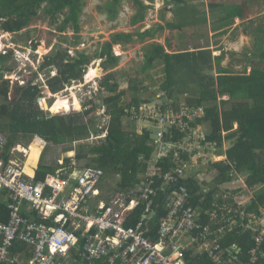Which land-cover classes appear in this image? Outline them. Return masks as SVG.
Returning a JSON list of instances; mask_svg holds the SVG:
<instances>
[{
  "label": "trees",
  "instance_id": "trees-1",
  "mask_svg": "<svg viewBox=\"0 0 264 264\" xmlns=\"http://www.w3.org/2000/svg\"><path fill=\"white\" fill-rule=\"evenodd\" d=\"M122 1L112 0L106 5L109 13L115 18L119 14ZM134 1L142 11L133 20L132 26L141 23L145 17L143 12L149 9L141 1ZM194 1L204 2V0H166V4L180 3L183 6H189ZM79 3V0H0V30L5 33L18 34L35 22L42 20L54 27L53 30L60 34L71 30L75 34L73 39L76 42L73 44H77L81 38L79 35L81 31ZM246 8L241 4L231 8L223 17H218L211 27L213 33L225 34L226 29L234 24L235 18H244ZM196 9L197 7H191L190 10H185L188 12L183 16L187 17L186 22L192 24L203 19L204 14L201 13V10ZM196 12L199 14H195ZM180 25L186 26L187 24L182 19ZM257 31L264 35V27ZM30 33L31 30L24 31L28 39L27 42H31L32 49L35 50L36 44L30 38ZM154 36L152 30L112 34L110 40L100 47V51L98 49L93 60L102 61L104 70L114 72L121 61V57L114 54V46L142 42L146 38L153 39ZM149 44L144 50V64L146 68L150 69L161 66V63L165 65L169 80L166 81L164 88L168 92V96H172L176 78L180 83L182 79H186L185 91L189 90V86H192L194 87L193 95L197 97L191 99L189 104L204 106L206 115L201 121L202 125L204 124V130L200 131L202 137L198 139L200 149L205 150L208 143H216V153L222 154L224 138L220 131L222 129L227 131L224 140L230 141V148L226 150V155L228 160L236 162L235 169L242 175L246 190L244 188L230 189L228 184L236 177L231 176L230 167L224 166L222 163L209 166L210 171L207 170V175L216 173L210 183L203 182L207 184L209 190H202L200 181L196 177L183 180L180 185L186 186L194 194L196 198L194 202L202 201L204 207H210L213 200H217L221 194L231 193L234 196H241L245 192L250 195V202L241 208L242 213L247 215L252 211L256 212L258 206L264 208V69L258 63L254 65L257 56L264 60V48L259 50V55L253 54V52H250L249 56L245 54L246 65L235 70L231 61L227 65H222L227 54L224 49H220L218 56H212V52L208 49L168 55L164 45ZM85 55V51H76V57L72 58L61 45H54L51 55L45 57L39 67V71L41 73L46 71L47 76L55 72L56 77L47 81V86L53 94L64 90L72 82L82 81L85 73L83 67L90 65V61ZM229 56H234V52H231ZM10 60L11 56L6 57L0 54V99H2L0 102V132L8 133L7 150H10L23 136L30 139L32 135H37L53 146L72 144L73 141L90 137L92 127L96 125L94 117L86 121V112L57 114L80 109L73 105L75 104L73 101L67 103L69 97H64L61 100L63 102L55 99L50 106L44 100L45 109L50 110L53 114L34 107L37 97H40L38 86L16 88L13 93V101H11L9 83L4 81L5 75L9 73L6 66ZM130 80L133 83L135 79L131 77ZM129 89L135 93L143 91L135 85L130 86ZM88 92H91L92 100L83 105L92 112L101 109L109 113L111 116L109 133L100 146L82 145L77 153V161H87L86 166L95 165L104 170L110 180H115V177L120 175L122 179L117 184L112 180L118 188L132 187L138 182V172H142L146 163L154 156L156 150L153 145L156 134L152 130H143L141 134L136 133V120L130 119V122L126 118L132 116L134 110H136V116L139 115L138 109L141 103H151L155 100L154 98L140 100L135 97L136 95L126 100L127 96H130L129 92L120 90L114 73L105 77L96 93L93 90ZM100 101L102 106L98 107L95 103ZM162 102V111H168L171 106L170 102L165 98H162ZM65 105H70L66 111L56 109L61 106L65 107ZM94 130L99 131L100 129L95 128ZM187 134L189 131L183 133L175 129L172 130V134L166 133L165 140H170L172 136V147L167 148V156L160 161L159 165L163 167V174L169 172L173 164L179 160H185V163L190 165L191 168H187V173L193 176L197 174V167L190 163L191 153L185 151L186 148L191 147L190 144L194 141L191 133L188 136L189 139ZM163 143L166 144L167 141H163ZM179 144H184L182 149ZM196 152L198 150L194 154ZM143 160L144 162H141ZM66 163L70 167V160H66ZM36 167L37 163L29 165L26 174L33 175ZM55 171L56 168L47 167L41 163L36 171V180H42L46 174H53ZM161 182L159 178H156L153 188H156ZM5 197V193L1 191L0 224L5 223L8 219ZM160 197L161 194L157 193L154 198V208L157 209L154 221L165 215L163 201ZM24 216L40 222L33 213H24ZM49 224L53 223L49 222ZM235 234L234 232L228 237L230 242L253 244L250 242L249 233L244 237ZM17 248L24 250L22 246ZM242 249L244 250V248ZM26 257H30V255Z\"/></svg>",
  "mask_w": 264,
  "mask_h": 264
},
{
  "label": "built area",
  "instance_id": "built-area-1",
  "mask_svg": "<svg viewBox=\"0 0 264 264\" xmlns=\"http://www.w3.org/2000/svg\"><path fill=\"white\" fill-rule=\"evenodd\" d=\"M162 98L166 99V94L157 102L142 103L138 117L134 110L126 118L136 120L138 134L143 130L155 132L156 151L145 169L138 172V182L124 189L113 185L109 191L104 170L77 161L70 163L71 169L66 167L36 180L24 172L19 146L8 151V138L0 133V192L5 193L4 202L10 211L8 223L0 226V264H264L263 207L242 213L241 208L250 202L245 201L250 199L245 192L241 196L221 194L210 207H204L202 201L193 202L189 189L180 185L192 177H205L200 168L222 163L236 177L228 185L240 184L230 189L246 188L235 169L236 162L226 155L230 148L224 140L227 131H220L224 138L222 154L216 153V143L200 149L204 108L185 102L180 107L168 100L171 106L163 112ZM96 113L105 122L101 134L105 138L111 116L101 109ZM171 129L191 133L194 141L185 151L191 153L190 163L198 169L195 176L187 173L191 167L185 160L175 162L163 174L159 164L172 147V136L165 140ZM179 146L182 149L184 144ZM60 164L64 166L63 161ZM156 178L162 182L153 188ZM121 179L116 176L115 183ZM157 193L161 194L165 215L154 221ZM22 207L54 223H28L21 215ZM234 232L239 237L249 233L253 244L230 242L228 237ZM21 242L30 247L28 259L18 255L23 253L17 251L15 243Z\"/></svg>",
  "mask_w": 264,
  "mask_h": 264
},
{
  "label": "rangeland",
  "instance_id": "rangeland-1",
  "mask_svg": "<svg viewBox=\"0 0 264 264\" xmlns=\"http://www.w3.org/2000/svg\"><path fill=\"white\" fill-rule=\"evenodd\" d=\"M110 1L112 0H79V25L81 27L79 35L81 38L77 44H73L76 41L73 39L75 34L71 30H68L69 32L67 31L64 34H60L53 30L54 27L49 26L46 21L42 22V20H39L30 26L28 28L31 29L30 38L34 40L36 51H38L35 65H29L27 62V56L22 54L25 46H28L29 44V42H27L28 39L24 34V31L26 30L24 29L18 34L5 35L6 39L0 41V44L3 42H12L14 44L12 48L21 51H15V55L13 51V56H11V60L6 66L9 73L5 75V80L8 82L10 80L9 97L11 101H13V93L16 89L14 81L21 79V76L24 75L25 79L30 80L29 82H33L34 85L40 88V97H37L36 99L34 105L35 108L53 114L50 110L45 109L44 100L48 105L54 100V98L61 101L64 97H69L67 103L73 101L75 103L73 105L80 109H72L68 112H62L59 114L63 115L72 112H86L88 120L97 114V110L92 112L90 109H87L84 111L85 107H81L80 104L81 102L83 104L92 100L91 92L89 93L88 91H91V88L95 89L97 83L100 85L110 73L115 74L116 81L120 85V90H126L129 92L130 96H127L126 100L131 99L133 95H136L135 97L140 100H151L154 98L157 102L160 100V96L165 94L168 96V92L164 88L166 81L169 80L167 78L165 79V65H162L161 63V66H156L150 69L146 68L144 64V50L150 45V42H159L165 45L168 55L173 54V52H192L209 49L212 52V56H218L220 54V49H224L227 54L222 62L228 63L231 61V63H233L232 66L239 69L246 65V59L244 56L245 52L248 56L250 52L259 55V50L262 47L264 48V35H261V33L257 31L259 28L264 27V0H204L202 3H199V1L191 2L193 4L189 6H183V4L180 3L167 5L166 0H139L145 6H148L149 9L143 12L145 16L144 20L136 26H132L131 24L136 16L141 14L142 10L134 0H123L120 5L119 14L116 18L114 15L110 14L109 10L106 8L107 3ZM245 2L247 3L245 4ZM241 4L244 5V7H247L245 17L243 19H234V24L226 29L225 34L213 33L211 27L217 21L218 17H223L231 8H235ZM191 7H197V9L201 10V13L204 14L201 21L192 24L185 21L187 17L183 16L188 13L185 10H190ZM195 14H199V12H196ZM182 19L185 24H187L186 26L180 25ZM235 24L236 26L233 28ZM144 30H152L156 39H145L142 42L122 44L121 46L113 47L114 54L121 57L119 67L114 72L112 70H104L102 61L93 60L95 59L98 49L100 51V47H102L106 41L110 40L112 34L121 32H143ZM56 44L61 45L64 50L70 49L73 56H76V51L86 52L85 56L88 57L90 65L83 67V69H85L83 79L91 68H99L101 70V76L97 77L90 83H87L84 80L79 87L71 83L69 89L65 87L61 92L53 94L47 86L49 78L46 71L41 73L39 67L44 61V58L51 55L53 47ZM206 46L209 47L205 48ZM231 52H234V58L229 56ZM234 60L236 61L234 62ZM255 61H257L254 62L255 64L258 63L261 68H264L263 59L257 56ZM33 71L40 73L41 76L35 77L36 72L32 73ZM131 77L135 79L133 80V83L132 80H130ZM174 83L175 85L172 88V96L185 99V94H188L186 96L187 99L197 98L192 92L194 87L189 86V90L185 91V87L187 86L186 79H182L180 83L176 78ZM132 85L139 86L143 91L135 93L129 89ZM39 98L41 101H38ZM82 98H84V100H82ZM166 100H169L168 97ZM1 101L2 99H0V102ZM95 104L98 105V107L102 106L101 101ZM68 108H70V105L57 107L56 109L59 111H66ZM94 118L96 125L95 127H92L91 135L87 139L76 140L72 144L68 143L65 145L53 146L45 143V141L43 143V140L36 135L28 147H33L35 144L37 150L41 153L44 146H46L40 163L47 166L57 168L59 161H65L66 158L71 159L70 162H76L77 153L82 145L94 147L103 144V135H96L99 134V131L94 129L99 128L100 133H102L105 128V122L100 116H95ZM5 133L8 135L7 132ZM20 143L22 145L27 143L25 136L21 137ZM228 145L230 146V141H228ZM21 147L23 149L25 148V150L28 148ZM21 147L19 146L18 149ZM25 150L23 152L27 154ZM70 150H72V152H67ZM19 151L21 150L19 149ZM18 156L21 160L20 155ZM85 163H87V161H82L78 164L85 165ZM208 168L209 166L202 167L200 168V171H210ZM112 180L115 181L114 179ZM112 180H105L108 182L107 186L109 191H112L113 189L114 182ZM229 186L236 187L240 186V184L231 183ZM207 187L208 186H204L203 189H207ZM249 200V198H245V201Z\"/></svg>",
  "mask_w": 264,
  "mask_h": 264
},
{
  "label": "clouds",
  "instance_id": "clouds-1",
  "mask_svg": "<svg viewBox=\"0 0 264 264\" xmlns=\"http://www.w3.org/2000/svg\"><path fill=\"white\" fill-rule=\"evenodd\" d=\"M239 19H241V18H239ZM25 30H31V29H28V28H26ZM144 32V31H143ZM5 35H11L10 33H5V32H2L1 31V35H0V41H3L4 39H6V37H5ZM14 44L12 43V42H3V43H1L0 44V54L1 55H3V56H13V51H14V55H15V51H19V52H21L20 50H16V48H12V46H13ZM163 45V44H162ZM165 46V45H164ZM209 50V49H208ZM68 51V54L72 57V58H74V57H76V56H73L72 55V52H71V50L69 49V50H67ZM27 52H28V54H27ZM190 52V51H189ZM193 52V51H192ZM22 54H24V55H26L27 56V58H28V64L29 65H35V63H36V58H37V56H38V51H36V48H35V50H33L32 49V46H31V42H29V44H28V46H25V48H24V50H23V52H22ZM173 54H180V52H173ZM173 54H171V55H173ZM118 57H120V56H118ZM36 72V71H35ZM34 71L32 72V73H35ZM33 75V74H32ZM36 76H38V77H40L41 75H40V73H38V72H36L35 73V77ZM50 76H51V78H50ZM56 77V74H55V72H52L51 73V75L49 74V76H48V78L49 79H53V78H55ZM5 78H6V76L4 77V81H6L5 80ZM48 79V80H49ZM86 81V77L84 78V79H82V81H75V82H72V84H75V85H77V87H79V86H81L82 85V82L83 81ZM99 80H101V79H99ZM30 80H28V79H25V76L23 75V76H21V79H18V80H16V81H14V86H16L15 88H20V89H24V88H26V87H34V86H36V85H34L33 84V82H29ZM8 82V81H7ZM9 82H10V80H9ZM8 82V83H9ZM9 86H10V83H9ZM71 86V84L70 85H67L66 87H67V89H69V87ZM99 88V84L97 83V87H95V89L94 88H91V90H93L95 93L97 92V89ZM40 89V88H39ZM61 92V91H60ZM57 93H59V92H57ZM185 93H187V92H185ZM56 94V93H55ZM188 94H185V99H181V98H179V97H174V96H171V97H169V96H166V98L168 97V99H169V101H171V100H173V101H175L176 103H177V105L178 106H180L181 107V103H187L189 106H193V105H190L189 104V101L191 100V99H187V96ZM57 96V95H56ZM184 96V95H183ZM54 100H55V98H54ZM54 100L53 101H51V103H49L48 105L50 106L53 102H54ZM82 100H84V98H82ZM38 101H41V99L39 98L38 99ZM87 103V102H86ZM86 103H83V104H86ZM82 104V102H81V104H80V106L81 107H85L84 105ZM142 104V103H141ZM196 107H202V108H204V106H202V105H199V106H196ZM40 110H42V109H40ZM44 111V110H43ZM204 111H205V109H204ZM57 114H59V113H57ZM206 115V114H205ZM0 133H3V134H5L6 136H7V138H8V135L6 134V133H4V132H0ZM102 133H100V130H99V134H96V135H101ZM34 136H36V135H32L31 136V138L30 139H27V143L25 144V145H22L21 143H20V141H19V143H16L13 147H16V146H23V147H28V145L31 143V141H32V139L34 138ZM107 137V136H106ZM105 137V138H106ZM104 138V139H105ZM42 139V138H41ZM43 140V139H42ZM45 141V140H44ZM45 143H47V141H45ZM73 143H74V141H73ZM13 147H11V148H13ZM45 147L46 146H44V148H43V150H42V152H41V154H40V156H39V160H38V163H37V167H36V169L34 170V173H33V175H34V177H35V179H36V171H37V169H38V166H39V164H41L40 162L42 161V155H43V152H44V150H45ZM10 148V149H11ZM9 151V150H8ZM67 152H72V150H70V151H67ZM18 155H20V157H21V161L23 162L24 160H25V158H24V153H21L20 152V154H18ZM66 160H71V159H69V158H66L65 159V161H63L64 162V166H62L61 164H60V161H59V165H57V168H59V169H57L56 168V171H55V173L57 172V171H59V170H61V169H63V168H66V167H68L67 166V163H66ZM78 162V161H77ZM71 163V162H70ZM43 164V163H42ZM85 164H87V163H85ZM44 165V164H43ZM44 166H47V165H44ZM93 166H95V165H93ZM48 167V166H47ZM51 167V166H50ZM81 167V166H80ZM89 167V166H88ZM70 168V167H69ZM98 168V167H97ZM71 169V168H70ZM55 173H53V174H55ZM106 173V172H105ZM200 173H202V172H200ZM203 174L205 175V177H201V180H198V181H200L199 183H200V187H201V189L202 190H209V189H203V187L204 186H207V184H204L203 182L204 181H206L207 183H210L214 178L213 177H215L216 176V173H214V174H212V175H207V171L204 173L203 172ZM46 175H48V174H46ZM45 175V176H46ZM32 176V175H31ZM44 176V177H45ZM105 178H107V179H110L109 177H107V174H106V177ZM213 178V179H212ZM44 179V178H43ZM210 179H212V180H210ZM191 193V192H190ZM191 195L194 197V194L193 193H191ZM196 198L194 197V200H195ZM194 200H193V202H194ZM100 200H98V202H99ZM97 202V203H98ZM6 208H7V206H6ZM8 209V208H7ZM9 213H10V211H9V209H8V219H7V221L5 222V223H2V224H0V226L1 225H6L7 223H8V221H9ZM24 213H33V214H35L38 218H39V220H40V222H37V221H35V220H33V219H30V218H26L25 216H24ZM21 215H22V217H24V219H26V221L28 222V223H32V222H37V223H49L48 221H43L41 218H40V216H39V214L36 212V211H34V210H31V212H30V210L28 209H26V207H22V210H21ZM51 223H54V221H52ZM15 246L16 247H18V246H22V247H24V250H21L20 248H17V251L18 252H22L23 254H20V253H18V255H20L19 257H21L22 255H24V259H28L29 257H26L27 255V252L30 250V247L29 246H27L26 244H24L23 242H21V243H15ZM30 254H28V256H29Z\"/></svg>",
  "mask_w": 264,
  "mask_h": 264
},
{
  "label": "bare ground",
  "instance_id": "bare-ground-1",
  "mask_svg": "<svg viewBox=\"0 0 264 264\" xmlns=\"http://www.w3.org/2000/svg\"><path fill=\"white\" fill-rule=\"evenodd\" d=\"M98 63H100V62H98ZM85 76H86V82L90 83L94 79H96L97 77L101 76V70L99 68L98 69L91 68V70H89V72ZM19 149L21 150V153H24L23 151L25 149H23V148H19ZM25 151L27 152V155H28V160L25 159L23 161L24 172L26 173L27 169L29 167V164L27 163V161H29V162L34 161L36 159L37 152L34 149H32L31 151H27V150H25ZM24 155H26V153H24ZM69 155L72 156L71 154H69Z\"/></svg>",
  "mask_w": 264,
  "mask_h": 264
},
{
  "label": "crops",
  "instance_id": "crops-1",
  "mask_svg": "<svg viewBox=\"0 0 264 264\" xmlns=\"http://www.w3.org/2000/svg\"><path fill=\"white\" fill-rule=\"evenodd\" d=\"M244 17H245V13H244ZM235 19H238V18H235ZM235 26H236V24L233 26V28H235ZM145 31V30H144ZM148 39H150V40H152L151 38H146V40H148ZM153 39H156L155 38V36H154V38ZM150 43H159V42H150ZM159 44H162V43H159ZM245 54H246V52H245ZM244 54V55H245ZM230 57H233V56H230ZM234 58V57H233ZM230 62V61H229ZM228 62V63H229ZM254 62H256V61H254ZM228 63H226V62H222V65L224 66V65H227ZM254 65H256L255 63H254ZM234 69H239V68H234ZM264 69V68H263ZM164 74H165V79L166 78H169V77H167V69H164ZM21 138V137H20ZM21 140V139H20ZM19 140V141H20ZM19 141H17V143H19ZM21 147V146H20ZM37 146H35V144H34V146L32 147V146H29L28 148H27V151H31L32 149H34L36 152H37V155H36V159L34 160V161H32V162H29V161H27V163L29 164V165H31V164H34V163H38V160H39V156H40V152L37 150V148H36ZM22 148V147H21ZM25 149V148H24ZM24 158L26 159V160H28V155L26 154V155H24ZM112 191H113V189H112Z\"/></svg>",
  "mask_w": 264,
  "mask_h": 264
},
{
  "label": "water",
  "instance_id": "water-1",
  "mask_svg": "<svg viewBox=\"0 0 264 264\" xmlns=\"http://www.w3.org/2000/svg\"><path fill=\"white\" fill-rule=\"evenodd\" d=\"M213 178H214V177H213ZM213 178H212V179H213ZM212 179H210V180H212Z\"/></svg>",
  "mask_w": 264,
  "mask_h": 264
}]
</instances>
